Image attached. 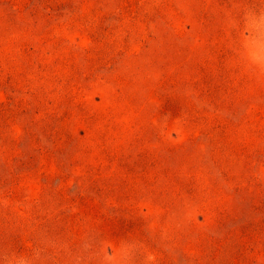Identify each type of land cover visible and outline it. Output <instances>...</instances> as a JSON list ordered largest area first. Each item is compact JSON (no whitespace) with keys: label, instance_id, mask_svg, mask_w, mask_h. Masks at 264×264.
<instances>
[{"label":"rangeland","instance_id":"1","mask_svg":"<svg viewBox=\"0 0 264 264\" xmlns=\"http://www.w3.org/2000/svg\"><path fill=\"white\" fill-rule=\"evenodd\" d=\"M0 264H264V0H0Z\"/></svg>","mask_w":264,"mask_h":264}]
</instances>
